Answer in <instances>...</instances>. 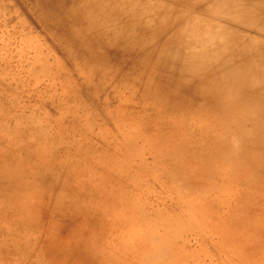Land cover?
Segmentation results:
<instances>
[{
    "label": "rangeland",
    "instance_id": "rangeland-1",
    "mask_svg": "<svg viewBox=\"0 0 264 264\" xmlns=\"http://www.w3.org/2000/svg\"><path fill=\"white\" fill-rule=\"evenodd\" d=\"M226 1L0 0V264H264V168L239 161L251 133L209 126L201 99L171 108L120 79L205 15L218 33L231 26L264 42L252 12L236 19ZM92 6L106 9V34L146 38L108 51L117 71L64 51L65 36L46 25L50 13ZM81 22L71 29L88 33ZM221 40L191 59L214 58Z\"/></svg>",
    "mask_w": 264,
    "mask_h": 264
},
{
    "label": "bare ground",
    "instance_id": "bare-ground-1",
    "mask_svg": "<svg viewBox=\"0 0 264 264\" xmlns=\"http://www.w3.org/2000/svg\"><path fill=\"white\" fill-rule=\"evenodd\" d=\"M29 1L31 2V0ZM198 1L204 3L206 0ZM123 3H119L120 5L117 7L116 12L113 13V17H117L126 11ZM226 4L230 15L236 19L240 18L239 14L241 9L247 7L252 12V15L246 17L248 18L247 22H251L249 26H258L264 30V0H227ZM174 8H177V5ZM179 11L183 13L182 8ZM104 12H106V9L103 6H97L96 9L93 7L91 11L67 8L60 11L59 16L50 13L49 20L51 24L47 22L46 25H49L53 30L52 32L65 36L66 42L65 45L63 44L64 51L67 49L66 46H70L71 44L76 51H81L78 52L81 57L87 54L85 60L89 61L98 57L102 60L110 61L113 65L107 69V72L113 71L114 68L117 71L119 64L117 65L115 58L112 60L110 59L111 57L108 58V51L114 48V51H118L119 55H121L122 45H131L129 42V34L126 31L128 28L110 35L108 33L106 34L105 31L108 30V27L104 24H98L100 19L103 18V14L105 15ZM169 16H171L170 12L168 14H161L157 18L160 24L154 26L151 31L156 33L162 27L165 28L166 20ZM205 16H209L212 21L209 22L208 19H204L202 27L192 29L190 34L187 35V39L183 36H177L175 39L167 41L165 46L157 49L148 60L132 66L133 68L129 73L125 75L120 74V79L125 81L126 85L131 89L141 92L143 95L144 93H150L155 98L153 100L154 102L166 104L171 108L185 107L186 109H190L192 102L197 99L206 102L208 105L206 116L209 126H218L221 124L226 129L234 128L236 130L238 129V131L248 130L251 133L250 138L243 141L240 140L239 142V147L241 148L239 161L250 168L251 166L264 168V42L260 41L257 37L253 38L250 35H244L242 32L234 30L235 28L231 26L225 27L224 34L223 32L218 33L215 30L216 27L211 24L216 22L214 13L213 16ZM79 18H81V23L84 25V28L87 27L88 33L71 29L73 23L75 24ZM69 26L70 28H68ZM183 29L181 30L184 33ZM217 35L222 36V40L217 43L216 47L211 48L214 58L207 55L205 50H202L204 52H200L199 58L193 61L191 59V56H193L191 53L195 51H191V49L211 42L213 37L215 38ZM145 41L146 38L143 37L140 43H133L131 47L135 46L137 48L144 44ZM89 51H92V53L90 54ZM97 52L103 54V56L101 54H98L100 55L98 56L96 54ZM215 123L216 125H214ZM176 148L174 151H176ZM248 152H253L250 154V157L247 155ZM7 169L9 170V168ZM261 173L263 174L264 171L261 170ZM16 190L14 187L11 192L14 193L13 191H15L16 195L21 192H16ZM8 206L16 207L15 203L8 204ZM3 210V208H0V212Z\"/></svg>",
    "mask_w": 264,
    "mask_h": 264
}]
</instances>
